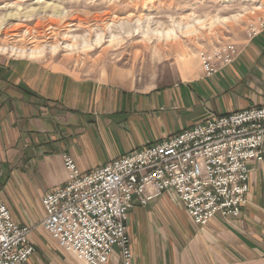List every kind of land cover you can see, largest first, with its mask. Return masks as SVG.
Wrapping results in <instances>:
<instances>
[{"label":"crops","instance_id":"0c3cea01","mask_svg":"<svg viewBox=\"0 0 264 264\" xmlns=\"http://www.w3.org/2000/svg\"><path fill=\"white\" fill-rule=\"evenodd\" d=\"M240 44L237 59L211 77L197 67L147 90L76 77L33 60L0 61V186L13 220L31 228L34 253L27 264H81L41 226L42 197L66 178L63 154L84 174L210 114L264 106V32ZM256 165H250V191L239 217L212 220L186 247L131 246L133 264H264V166ZM157 200L131 209L126 226ZM107 264L120 262L113 256Z\"/></svg>","mask_w":264,"mask_h":264},{"label":"built area","instance_id":"2783aa9c","mask_svg":"<svg viewBox=\"0 0 264 264\" xmlns=\"http://www.w3.org/2000/svg\"><path fill=\"white\" fill-rule=\"evenodd\" d=\"M264 21L247 25L252 40ZM240 54L235 43L198 53L205 77L230 66ZM62 185L41 199V226L66 252L86 264H107L118 250L121 264H133L127 233L129 211L173 192L193 224L240 216L250 188V165L264 166V106L210 114L201 122L81 174L62 155ZM0 186V264H27L34 253L31 228L17 224Z\"/></svg>","mask_w":264,"mask_h":264},{"label":"rangeland","instance_id":"374dc122","mask_svg":"<svg viewBox=\"0 0 264 264\" xmlns=\"http://www.w3.org/2000/svg\"><path fill=\"white\" fill-rule=\"evenodd\" d=\"M257 19L264 21V0H0V48L7 52L0 61L33 60L76 77L147 90L200 68L203 48L240 46ZM19 49H40V55H19ZM176 197L157 198L141 219L129 221L130 248L186 247L193 236L201 238L200 228L223 220L197 226ZM113 256L121 264L117 249Z\"/></svg>","mask_w":264,"mask_h":264},{"label":"bare ground","instance_id":"6f19581e","mask_svg":"<svg viewBox=\"0 0 264 264\" xmlns=\"http://www.w3.org/2000/svg\"><path fill=\"white\" fill-rule=\"evenodd\" d=\"M39 50L40 49H33V50H30V51H27V50L19 49V50H17V52H19L18 53L19 55H23L25 52H28V55H30L31 57H36V56H39L40 55ZM1 52L7 53L6 50H5V48H0V53Z\"/></svg>","mask_w":264,"mask_h":264}]
</instances>
